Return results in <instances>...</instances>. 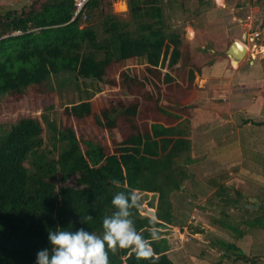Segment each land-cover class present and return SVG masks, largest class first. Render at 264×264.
Wrapping results in <instances>:
<instances>
[{"label": "trees", "instance_id": "trees-1", "mask_svg": "<svg viewBox=\"0 0 264 264\" xmlns=\"http://www.w3.org/2000/svg\"><path fill=\"white\" fill-rule=\"evenodd\" d=\"M198 1L201 7L214 3ZM126 3L128 16L115 13L111 0H89L86 20L74 18L75 0H42L0 16V95L21 94L42 83L48 87L52 75L64 81L70 75L75 83L95 82L96 92H101L116 87L115 75L129 65L141 63L148 70L140 75H131L127 68L121 72V91L138 100L113 102L102 109L107 128L115 129L123 121L132 129L114 140L112 149L80 138L72 125L58 127L46 113L24 115L8 128L0 125V264H36L37 252L51 249L49 231L83 227L102 235L103 218L115 211L111 201L122 191L157 194L156 202H151L155 217L142 216L141 201L133 210L135 227L146 239L151 240L153 226L165 229L177 221L173 193L190 177L191 128L182 118L184 111L177 109L179 101L168 103L169 95L157 81L163 73L157 66L174 70L184 50L190 52L185 27L174 18L177 0ZM70 105L77 107L75 102ZM147 110L154 114L142 125L139 120ZM43 118L52 129L57 156L46 148ZM59 177L65 184L58 185ZM218 183L212 182L215 187ZM226 187L221 183L216 193L224 194L226 204L237 206ZM88 215L92 220L81 223ZM258 219L252 220L254 226ZM222 224L238 228L225 220ZM221 244L234 248L237 258L249 259L234 242ZM151 247L159 258L155 264H178L166 237L152 241ZM109 264L153 261L121 249L116 254L109 251Z\"/></svg>", "mask_w": 264, "mask_h": 264}, {"label": "rangeland", "instance_id": "rangeland-1", "mask_svg": "<svg viewBox=\"0 0 264 264\" xmlns=\"http://www.w3.org/2000/svg\"><path fill=\"white\" fill-rule=\"evenodd\" d=\"M41 1L0 0V16L21 11ZM111 1L115 13L128 16L126 0ZM248 1L224 0L225 4L221 5L214 0L212 5L201 7L198 0H177L174 18L178 24L185 27L184 36L190 52L184 50L174 70L166 69L161 64L157 66L163 72L157 77V81L161 84L163 92L169 95L168 103L179 101L177 108L184 111L182 118L190 121L192 136L191 160L187 162L190 177L184 181L180 190L173 193L177 221L168 228L157 230L158 238L168 239L170 255L178 264H253L258 261L259 256L264 255V250L259 247L258 233L259 225L264 226V207L248 206L260 203L264 197V166H259L264 157H259L260 152L258 157L250 156L254 149L264 151V126L258 129V125L251 124L255 131L246 130L242 128L244 127L240 114L243 113L242 110L231 116L232 111L237 110L244 102L243 94L237 92V89L242 88L248 90L243 84L255 87L256 92L249 91L246 96L256 99L251 102L255 101L254 108L257 112L261 110L264 106V91L258 92L257 89L264 86V77L257 71H250L246 65L242 68L243 71L237 69L247 60L249 52L237 66L225 55L226 49L236 39L251 45L249 37L254 35L255 30L250 29L247 15L254 5ZM262 36L263 34H260L261 38ZM190 55L193 57L192 60L189 58ZM209 59L215 60L214 65L217 64V68L220 66V70L213 67L210 75L205 73V69L202 72L198 71L195 65H201ZM145 67L144 64L136 63L123 70L127 68L131 75H140L148 72ZM123 70H119L115 75L118 85L107 87L101 92H96L95 82L90 81L88 84L82 80L70 82L68 77L70 75L65 72L64 74L68 75L65 81L62 76L52 75L48 87L42 83L29 87L21 94L0 95V125L8 128L24 115L40 116L46 113L49 120L55 122L58 127L72 125L80 138L102 142L112 149L114 140L122 139L132 129L123 121L115 129L107 128L102 117L103 107L113 102L138 100L136 96L121 91ZM241 72L256 76L254 78L256 81L240 82L243 80ZM168 75L170 78L164 79ZM215 89L218 90L217 93L214 92ZM91 91H95L96 94L90 95ZM73 102L77 103L76 109H71V105L67 107ZM186 104L189 109L185 108ZM198 105L205 107L207 111H200V106L196 107ZM66 108H70L71 112L69 113ZM153 114L152 111H144L142 120H139L140 124L150 121ZM226 116L233 118L230 125L224 121ZM211 117L217 120L215 125L217 133L213 135V139L209 137L205 140L198 129L207 121L214 123L215 120L210 119ZM43 120L46 148L52 149L57 156L51 138L52 129L45 118ZM220 123L224 125L221 126ZM209 127L210 125L207 128ZM232 128L235 129L234 134L231 132ZM215 143H218V148H222L224 143H227V147L218 154L214 152L210 155L203 154ZM216 181H219L218 186L221 183L227 186L226 192L238 202L237 206L226 204L222 199L224 194L216 193L218 186L214 187L212 184ZM57 182L59 186L65 184L60 177ZM138 194L141 196L142 216L155 217L156 208L151 202H156L157 194L152 192ZM256 217H259L256 221L258 226H254L252 221ZM244 219L249 221L243 222ZM223 220L238 226L239 229L224 226ZM221 241L234 242L239 246L240 252L246 254L249 259L236 258L235 249L229 250Z\"/></svg>", "mask_w": 264, "mask_h": 264}, {"label": "clouds", "instance_id": "clouds-1", "mask_svg": "<svg viewBox=\"0 0 264 264\" xmlns=\"http://www.w3.org/2000/svg\"><path fill=\"white\" fill-rule=\"evenodd\" d=\"M119 186L120 182L113 179ZM141 196L135 191L118 192L111 204L115 211L102 221V235L86 231L83 227L76 231H49L48 240L51 249L45 248L37 252L36 264H109V251L116 254L121 249H131L137 259L155 261L151 242L158 239V232L153 226L150 229L151 240L138 232L132 219L134 209L140 208ZM92 216L82 217L81 223H88ZM154 225L155 220L150 219Z\"/></svg>", "mask_w": 264, "mask_h": 264}, {"label": "crops", "instance_id": "crops-1", "mask_svg": "<svg viewBox=\"0 0 264 264\" xmlns=\"http://www.w3.org/2000/svg\"><path fill=\"white\" fill-rule=\"evenodd\" d=\"M249 38L251 40V45H249L250 46L249 56H248L247 60L244 61L237 69L238 70L241 69V71H243L242 68L246 65L247 69H249L250 71L252 70V72H256L257 71V72H259L261 74V76L264 77V34H263L262 38L260 37V35L256 36V38H254V39H252L251 36ZM252 46H255V48H253ZM227 59L229 61H231V59H230V57L228 55H227ZM214 61L215 60H213V59H209L206 62H203V64L200 65L201 66V72L204 71V69H205V73L210 75L211 69H213V67L216 68V70H220V68H219L220 66H218V68H217V66H216L217 64L214 65ZM240 75H242V78H243V80L240 81L242 83H250V82L256 81L254 79L256 76L255 77L253 75L250 76V74H247V75H249V76H247V75L244 74V72H241ZM248 85L249 84H247V85L243 84V86L246 87L248 90H243L244 88H242V90H238L237 89V92H239L238 94H243V96H244V100L243 101L244 102L241 103V106L239 108H237V110L232 111L231 116L235 115L236 111L242 110L243 113L242 112L240 113V114H242V122H244L243 123L244 127H242V128H244L246 130H250L251 129L252 131H255L254 128H252L251 124L258 125V129H262L261 127L264 126V108H263L264 106H262L261 110H259L258 112L256 111V109L254 108V106H255L254 102L255 101L254 102L252 101L253 103L251 102V100H253L254 98L253 97L252 98L249 97V95H248V98L246 96L249 91L250 92H256V89H255L254 86H251V85L248 86ZM251 88H254V89L250 90ZM257 91L258 92H263L264 91V86H262L261 88L257 89ZM214 92L217 93L218 90L215 89ZM254 100H256V99H254ZM184 106H185L186 109L190 108L187 104L184 105ZM199 106L200 105H198L196 107L198 108ZM199 109L202 112L207 111V109H205V107H202V106H200ZM210 119H212L213 121L215 120V122L214 123L213 122L210 123V122L207 121L205 124L202 123L200 128L198 129V131L201 133V137L205 138V140H207L209 137L213 139V135H215L217 133L216 132L217 129H216V126H215L217 124V120L215 119V117H211ZM232 120H233V118L230 119V118H228L226 116L224 121L226 123H229V125H230V122H232ZM220 124H221V126L224 125L223 123H220ZM209 125H210V127H209L210 129L207 128ZM231 125H233V123H231ZM231 132H232V134H234L235 133V129L232 128ZM225 139L226 138L224 137L223 140H225ZM215 140H217V139H215ZM226 147H227V143H224V146L222 148H218V143L217 144L215 143V144H212L211 149L208 150L209 152L208 151H206V152L204 151L203 154L210 155L212 152H214V154H216V153L218 154L219 152L225 150ZM252 151L253 152L250 153V156L251 155L257 156V155H259L258 153L260 152L261 155L259 157H264V151L261 152L260 149H254ZM259 166H264V161H261V163H259ZM261 205H263V207H264V201L262 202ZM258 233H259V237H260L259 247H261L262 250H264V227H259L258 228ZM235 257H236V255H235ZM250 264H252V263H250ZM253 264H264V255L259 256L258 261H255V263H253Z\"/></svg>", "mask_w": 264, "mask_h": 264}, {"label": "built area", "instance_id": "built-area-1", "mask_svg": "<svg viewBox=\"0 0 264 264\" xmlns=\"http://www.w3.org/2000/svg\"><path fill=\"white\" fill-rule=\"evenodd\" d=\"M88 1L89 0H75L74 18L80 15L83 20L87 19ZM248 2L254 5L247 15L250 29L255 30L254 35L251 36V38L254 39L256 36L264 34V0H249Z\"/></svg>", "mask_w": 264, "mask_h": 264}, {"label": "water", "instance_id": "water-1", "mask_svg": "<svg viewBox=\"0 0 264 264\" xmlns=\"http://www.w3.org/2000/svg\"><path fill=\"white\" fill-rule=\"evenodd\" d=\"M245 36L246 34H244V37ZM226 54L230 57L231 62L234 65L235 62H240L246 56V46L243 44V41L236 39L226 49ZM263 200L264 197L262 198V201ZM262 201L255 205L248 204V206L251 208H258L262 204Z\"/></svg>", "mask_w": 264, "mask_h": 264}, {"label": "bare ground", "instance_id": "bare-ground-1", "mask_svg": "<svg viewBox=\"0 0 264 264\" xmlns=\"http://www.w3.org/2000/svg\"><path fill=\"white\" fill-rule=\"evenodd\" d=\"M217 1H218V3L221 4V5L225 4V3H224V0H217ZM243 44L246 46V52H247V54H248V52L250 51V46H249L248 44L244 43V42H243ZM254 48H255V46H254ZM252 49H253V48H252ZM235 63H236L235 65L237 66V65H238L237 63H238V62H235Z\"/></svg>", "mask_w": 264, "mask_h": 264}]
</instances>
